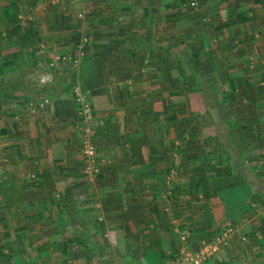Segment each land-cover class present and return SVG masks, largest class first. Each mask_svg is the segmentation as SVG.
Masks as SVG:
<instances>
[{
  "label": "crops",
  "instance_id": "crops-1",
  "mask_svg": "<svg viewBox=\"0 0 264 264\" xmlns=\"http://www.w3.org/2000/svg\"><path fill=\"white\" fill-rule=\"evenodd\" d=\"M60 6L50 0H0L5 22L11 23L15 12L24 10L30 16L21 23L41 26L42 32H35L49 42L56 39L53 35L59 37L58 32L50 31V24L63 21L66 10ZM255 6L254 13V7H246L232 14L234 18L224 15L205 38L207 47L197 55L205 56L207 64H195L202 67V73L206 70L208 92L189 93L190 112L184 102L172 99L175 93L164 92L168 89L166 67L162 59L155 61L156 54L166 51H161L160 40L157 51H148L153 58L137 81L127 77L134 76L136 69L121 78L115 68L103 83L83 81L84 96L92 99L97 109L104 98L108 100V107L97 110L98 118L109 123L97 129L95 142L102 162L94 164V169L86 170L80 135L68 113L67 104L74 99L61 93L54 97L50 124L25 116L27 110L21 107L19 114L3 108L8 112L0 113V118L6 115L13 123H4L0 134V248L5 246L0 249V264H16L15 259L17 264H164L180 249L182 234L178 237L176 224L170 222L174 215L195 217L197 224L202 222L212 232L224 230L221 238L226 249L206 264H240L244 259L233 253L239 249H250L256 252V260L261 259L264 1ZM161 9L163 17L159 11L154 20L158 27H153L158 30L155 39L161 38L167 20L165 5L159 4ZM198 34L193 33V40L201 39ZM5 40L18 45L13 33ZM3 54L0 49V57ZM203 83L199 82L201 88ZM131 84L134 90L150 91L144 98L132 97ZM125 88L128 97L116 99ZM24 99L0 91L4 106L24 105ZM115 104L120 110H114ZM180 106L185 112L170 113L172 108L182 111ZM62 202L72 203L73 209L64 211ZM56 205L62 207L60 216ZM12 233L15 238L21 234L20 242L15 239L12 245ZM107 233L112 240L104 243ZM25 234L31 235L30 251L26 252ZM241 235L248 241L236 245ZM7 249L12 250L11 257Z\"/></svg>",
  "mask_w": 264,
  "mask_h": 264
},
{
  "label": "rangeland",
  "instance_id": "rangeland-1",
  "mask_svg": "<svg viewBox=\"0 0 264 264\" xmlns=\"http://www.w3.org/2000/svg\"><path fill=\"white\" fill-rule=\"evenodd\" d=\"M261 1L264 0H50L51 4H59L61 8L66 10L65 14L62 13V16H64L63 21L56 22L55 20V23L50 24V31L59 33V37H57V34L56 36L53 35L52 38L56 39H52L53 41L50 42L45 40L44 37L38 38L35 31L37 29L41 30V26L38 28L32 24L23 25L21 23V20L24 21L25 17L30 16L24 10L15 12L14 20L11 23H7L2 19L3 14L0 11V22L3 21V24L0 23V38L2 40H0V49L4 51V54L0 57V82H21L22 87L12 93L25 98L23 100L25 104L21 106H4L0 103V113H7L8 111L3 110L5 108V110L13 113L18 112L19 114L18 108L21 107L22 111L25 110L26 112L27 110L25 116H33L32 119H38V121L44 123L48 121L50 124V111L53 109L54 97L61 93L63 96L74 99L67 104L68 113L74 117V126L80 135L79 145L83 161L87 163L86 170L94 169V167H97L96 164L102 162L100 157L102 155L99 156L95 142L97 129L102 126L105 127L109 123L103 118H98L97 110L108 107L106 104L108 100L104 98L101 103H98L100 107L97 109L92 99H87L84 96L83 81L97 82L100 80L103 83L102 80H106V76L110 74L109 70L113 68L118 71L121 78L125 77L126 72L129 75L132 69H136L138 72H134V76L129 75L127 77L130 81L132 79L133 82L137 81L139 74H142V68H147L149 59L153 58V55H149L148 51H157L159 48L158 41L160 40L161 51H166L165 53L160 52L159 55L156 54L155 61L162 59L161 63L163 62L166 67L168 89L163 91L168 93L167 95L175 93V95H172V99L176 103L184 102V106L190 112L191 100L189 99V93L199 89L208 92L205 86L207 82L204 81L206 80L204 79L206 70L203 68L204 72L202 73V67L195 64V62H199L201 65L202 62L207 64L205 56L197 55L200 52L199 50L207 47L204 44L207 43L205 38L208 37V34L213 33L214 25L222 22L224 15L234 18L231 17L232 14L240 12V8L241 11L244 10L246 7L248 9L254 7L252 9L254 13L255 5H261ZM148 2L153 7H150L147 4ZM159 4L161 6L165 5L164 15L167 20L162 24L161 38L155 39L153 36L158 33V27L154 25V20L158 18L159 11H161L162 17L164 12L162 9L158 10ZM53 17L54 14L51 11L50 22L54 20ZM225 19L229 20V18ZM10 25L11 28L8 29ZM33 26H35V29ZM153 27L157 29H153ZM46 28L48 27L46 26ZM26 29L30 30L27 31ZM198 31L201 33L198 34L201 38L197 39L199 43L193 40V33ZM10 33H13L14 38L17 39V46L13 41L5 40ZM52 48L53 50L56 49L55 52L51 50ZM49 50L50 57L47 56ZM130 52H135V56H131L132 53ZM85 64L88 66L87 69L84 68ZM193 64H195V67ZM80 69L85 70V72L80 73ZM193 69L194 71L198 70L200 73L196 75L192 71ZM52 80L55 82L54 85ZM200 81L204 82L203 88L199 86ZM174 85L178 86V91L172 90L175 89ZM146 89L139 87L134 90V85H132V97L144 98L147 91H150ZM122 91L124 92L123 97ZM127 91V88L119 90L116 99L120 100L124 96L128 97ZM55 108L56 106H54ZM113 108L116 111L120 110L118 104H115ZM183 108H180L182 111L172 108L170 113L180 112L181 114L185 112ZM10 117H13V115ZM18 117L20 118V116ZM0 119H2L0 120L1 134L4 123L11 125L13 121L6 115ZM5 120L7 122H4ZM185 122L183 124H186ZM88 145L94 147V156L86 154ZM87 179L89 180V178ZM90 184L92 183L90 182ZM201 202L206 203V201ZM61 204L66 212L73 209L72 203L67 202L65 204L62 202ZM73 205L77 204L73 203ZM54 208L57 215L60 216L62 207L59 208L56 205ZM194 218L187 216L175 217L174 215L171 217L170 222L173 221L172 224H176L174 228H177L178 237L181 234H187L189 238L192 237L190 240L188 238L192 251H197L209 245L217 247V250L207 259L209 261L210 258L217 257V254L227 247L226 241L221 238L225 236L224 230L212 232L211 229H206V226L201 224L202 222L197 224L193 220ZM174 221L176 222L174 223ZM30 237L29 234L24 235L25 252L30 251ZM9 238L13 245L15 239L20 242L21 234L18 233L15 238V234L12 233ZM104 238V243L106 240H112L110 233L105 234ZM240 238L235 241L236 245L240 240L242 242L248 241L247 238L244 239L243 235ZM2 240L3 238H0V242ZM181 245L180 236V248ZM4 247L2 246L0 249L4 250ZM7 251V254L11 257L12 250L7 249ZM233 253L238 258L240 257L239 260L244 259L240 264H264V254L260 260H256L254 256L256 252L254 254L250 249H248V252L242 249L234 250ZM17 260L15 259L16 264Z\"/></svg>",
  "mask_w": 264,
  "mask_h": 264
},
{
  "label": "built area",
  "instance_id": "built-area-1",
  "mask_svg": "<svg viewBox=\"0 0 264 264\" xmlns=\"http://www.w3.org/2000/svg\"><path fill=\"white\" fill-rule=\"evenodd\" d=\"M86 154L95 155V149L92 145L87 146ZM181 242V248L176 256L166 261L165 264H206L210 255L217 250V247L209 245L197 251H192L186 234L181 235Z\"/></svg>",
  "mask_w": 264,
  "mask_h": 264
},
{
  "label": "trees",
  "instance_id": "trees-1",
  "mask_svg": "<svg viewBox=\"0 0 264 264\" xmlns=\"http://www.w3.org/2000/svg\"><path fill=\"white\" fill-rule=\"evenodd\" d=\"M19 87H22L21 82L19 81L0 82V91L2 92H13L16 89H19ZM27 91L29 92L28 89Z\"/></svg>",
  "mask_w": 264,
  "mask_h": 264
}]
</instances>
